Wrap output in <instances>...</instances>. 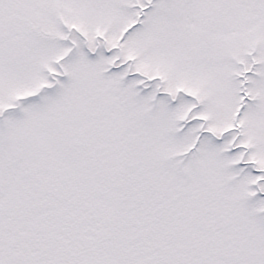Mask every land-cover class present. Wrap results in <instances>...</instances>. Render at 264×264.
Masks as SVG:
<instances>
[{
	"label": "snow or ice",
	"instance_id": "1",
	"mask_svg": "<svg viewBox=\"0 0 264 264\" xmlns=\"http://www.w3.org/2000/svg\"><path fill=\"white\" fill-rule=\"evenodd\" d=\"M0 264H264V0H0Z\"/></svg>",
	"mask_w": 264,
	"mask_h": 264
}]
</instances>
